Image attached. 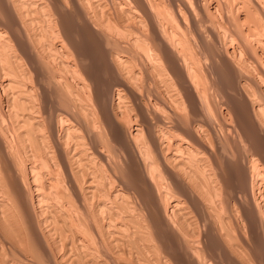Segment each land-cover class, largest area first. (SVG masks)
<instances>
[{"label":"bare ground","instance_id":"1","mask_svg":"<svg viewBox=\"0 0 264 264\" xmlns=\"http://www.w3.org/2000/svg\"><path fill=\"white\" fill-rule=\"evenodd\" d=\"M49 1L0 0V12L2 16H4V21L0 19L2 21H0V43L2 42L5 47L9 48V46H12L9 40L15 41V45L13 46L19 50L22 46H28L31 42L34 44L35 39L36 45L39 44L41 38L42 41H47L48 39L50 41L57 38L64 39L65 36L63 37L60 33L61 30L65 33L66 37L70 39L71 31L69 30L70 32H67L69 29L67 26L74 27L75 25L81 28L84 33L87 32L85 34L92 33V35L95 34L100 37L94 41L92 46L107 49L105 51L108 54L107 61L109 69L112 72L119 70L117 73H121V70L127 71H123V74L121 73L122 77L118 78L117 89L111 85L113 90H109L108 92L103 90L101 92V89L98 90L100 88L98 87L99 83L96 82V89L94 88V91H92L89 96L86 95V101H89L87 104L93 103V107H95L94 102H97L96 108L98 110L100 109L103 115V120L100 121V124L104 126L105 132L109 133L110 137L108 138H110L114 147H116L115 142L117 146L119 143L128 146V155L125 153V155L128 156L125 157L127 160L125 163H121L127 176L125 178H127L128 181L121 183V188L112 186V189L109 190L108 186L115 183L112 181V178L110 179L108 175L103 173V170H106L102 167L106 161L107 153L100 148H96L93 152L89 151L90 146L88 147L85 145L87 144L85 143L87 139H85L86 141L84 140L83 131L80 132L79 127L71 120L72 118L70 119L64 113L60 112V110L48 111L49 108L47 109V105L46 108L43 106L45 110H43L44 108L42 111L41 108L39 110V106L37 105L38 99L34 92L36 88L28 85V83L26 84V82L23 83L25 79L22 80L21 76L24 77L22 74L25 73L21 74V71L18 70V68L23 65H20L21 59H18V53H15V60H11L12 57H9L10 62L7 59L5 60V58L4 61L2 60V64L7 61L8 64L12 63V65L10 64L11 67L10 65L8 67L3 65H1L2 67L0 66V69H2L0 71H3L5 76L4 78L2 75L4 78L1 82L2 89L6 90L8 88L9 91V88H13L11 94H7L8 96L6 97L8 106L5 105L9 108H6L4 111L0 110V184L2 181L4 183V185L3 183L0 185V214L3 212L2 214H4V216L1 214L0 217H2L1 220L3 219L4 224L5 220L7 222L6 224L9 225L8 228V225L1 224L4 226V230L7 226V232L11 231L14 233V231H16L18 233V229L16 230L15 228L14 230V227L16 224L20 223H16V218L19 217L18 213L21 212L24 216L23 219L28 223V229L30 231L26 232V230H24V232L28 234V237L29 233L33 236V242L29 245H33V249L39 256L44 259H50L52 264L65 263L66 261L64 259L67 255L70 256L71 260V256H73L74 250H77L76 246H78L79 243L86 248V255H84V257H89V251V256H87V250L91 246H89V244L95 243V241L98 242V240L99 242L101 240L103 242L105 240L107 241L104 243L100 242L101 244H108L111 242V245L114 244L116 248L121 247V250L130 243L131 245L133 243L137 246L136 254L130 250L131 247L130 249L127 247L133 253L130 252L132 254L130 255L131 263L127 259V253L124 250L126 259L125 257H123V259L126 261L123 259L121 260V258L116 261V258H113V260L115 259L116 261L114 264H160V261L163 262L162 258L168 259L164 261H169V264H186L182 258L184 256H191L190 258L193 259V261L195 259V262L199 260V264H208L206 262L202 263L200 259L197 258L199 256L198 251L200 249L206 250L202 248L200 244L213 240L209 241L211 235L203 238L202 235L204 233H200L196 236V231L198 233L201 231L200 228L203 226L202 222L204 219L213 220L212 222L215 223V221H217L216 218H218V222L221 221L222 224L229 229L227 231L229 232L228 237H230L231 239H229L234 243L236 242L234 240H237L235 239L236 237L241 238L238 234L239 232L240 235L243 234L242 237L245 239L249 238L251 243L249 245L246 239L244 240L245 246L249 245L248 249H251L250 251H252L253 256L260 261H256L254 257L250 258L253 259V261L260 262V264H264V239H262L263 235L261 234V237L259 234L260 232H257L258 228H255L257 224L260 225V222H264V5H261L259 0H224V2L221 1L223 3L216 0L212 6L209 4L210 0ZM262 1L264 2V0ZM210 8H213L214 11H220V13L217 12L219 15L216 14L218 15L217 18L212 15ZM54 16L57 17L56 22ZM57 27L61 30L58 31ZM62 28H66L67 31L64 32ZM112 30H115L118 35L119 33L120 35L121 33L123 34L125 30H132L134 33H137L138 36L131 38L128 42L132 49H135V52H137L135 56H131L130 54L126 55L124 52V54H122L120 52L122 50L119 49V51L117 47V50L106 47L108 39L104 38V32L107 33L106 36L110 37L113 32ZM115 31L113 32L114 34ZM7 33L13 38L10 37V35L8 36ZM17 34H21V36L26 34L29 42L28 40L23 41V39H20ZM38 34L39 36L41 35L39 39L36 37ZM37 39L39 40L38 42ZM63 39L60 41H62V44L66 45L69 39L66 38L67 41ZM71 41H74V38ZM50 42H47V47L51 50L58 51V47H55V42ZM40 45L41 44L37 47L40 48ZM43 45L42 48H44ZM22 48L21 51H23ZM4 51L5 49L3 52ZM24 51L26 52L27 50L25 49ZM52 52L53 51H51V54L54 53ZM3 54L5 53L0 55L2 56ZM27 55L25 56L28 57ZM23 56L21 55V57ZM29 58H31L30 55L28 59ZM61 58H63V55ZM1 59H3V56ZM136 60L146 64V77L153 80V82H157L155 81L156 77L159 79V83L166 89L165 92L169 93L168 102L160 99V96L158 99L155 96L156 99L151 104V109L145 105V101H143L144 103L141 101L142 95L139 93L140 91L137 87L138 83L136 84V82L139 79V75H142L145 71L136 70ZM15 62L17 64H15ZM65 63L66 62H63V65H65ZM216 65L222 68V74L220 73L221 76L217 75L219 73H216V75L220 77L217 78L218 80H215V74H212L216 70L215 68L219 69L215 67ZM60 66L62 65L60 64ZM67 66H69L68 68H72V65L67 64ZM83 66L85 67V64ZM74 70L76 69H73V73ZM124 72L128 73V77L123 76ZM30 76H32V74ZM25 78L27 77L25 76ZM59 81L63 83L61 82L62 80H58V82ZM85 86H79L82 88H79V90H81L80 92L83 91ZM77 87L76 85V90H78ZM37 88L39 89L40 87ZM154 88L156 89L155 86ZM213 88L216 90L221 89L222 94L219 93L220 90L218 92L219 95H223V100L220 99V101L223 102H221L220 105L226 108L225 111H223V109L221 112L218 110L220 112L218 113L219 117L215 114L217 108L213 106V108L216 109H212L210 92H212ZM42 89L43 87H41V90ZM68 91V98H73L75 95L77 96V94L74 95L73 92L71 93V90L68 89ZM47 93L49 95L50 92ZM218 93L214 92L216 95ZM234 93L238 94L241 99L236 97ZM71 94L73 95L71 96ZM48 95L45 96L47 100H49ZM52 96L54 95L52 94ZM232 96L239 100H236V98L234 99ZM80 97L84 98V94L79 96V98L75 97L74 102H76V99L79 100ZM127 97H132L134 99V102L138 105L137 108H139L138 112L142 116V123L137 122L138 124L135 127L129 126L127 118L124 120V118L121 117V114L125 108L127 109V105H129H126ZM51 99L50 96V100ZM83 101H79L78 110L82 113L81 116L84 115L87 125L99 134L97 135L99 137L100 133H102V131L99 130L100 125L98 123L96 124L92 116L90 117L93 111L91 109L92 106L88 107V105L85 104L86 101ZM46 102L48 103L49 101ZM51 102L52 100L50 103ZM214 103L218 104L219 102ZM117 105L118 108L123 107L124 109L120 108V113L112 112V114L111 110ZM242 107H246L247 110ZM179 110H183V112L187 113V117L184 118L183 121L178 119ZM212 110H214V113H212ZM152 115H154L157 120V126L152 125L150 121ZM214 115L217 116L216 122L219 120L222 121L224 124L223 127L225 128L224 130H226L227 136L224 135L227 138L229 147V152H226L228 154H226V157L222 155V151H220L222 148H219V144L214 146L212 142L214 139L211 140L212 134H210L211 138L207 134L208 130H211L215 126L214 124L216 122ZM51 116L54 120L48 125L45 119L48 118L49 120ZM128 119H130V117ZM234 121H236L235 124L233 123ZM240 121L241 124H237V122ZM213 122L215 123L213 124ZM60 125L65 126V129H63L70 142L67 141V148L64 144L57 152L54 150L56 148H53L54 152H49L47 142L48 139H50V135H48V131L51 129L53 131ZM107 129L110 132H107ZM29 135H32V137ZM64 137L60 138L62 139ZM30 138H33L31 143L34 141L35 145L41 148V152H39L40 150L37 151V153L29 151L32 149V146L30 145L29 149V144L27 143V146L25 143L27 139L31 140ZM55 139L56 138H53L52 140ZM57 139L59 140L58 137ZM224 141H226V139ZM68 142L71 144V147H74V152L71 150L73 154L69 152L70 144H68ZM116 149H118V147ZM213 154H215L216 158L218 156L219 159L217 158V160H215L216 158H213ZM10 157L15 158V160H13L18 164H16V169ZM134 159L136 161H134ZM23 160H28V166L24 165L25 163L23 164ZM46 160L58 161L53 164L56 165L58 163V166H54L51 170L49 169V173H47L48 168H45L47 165L45 164L47 162ZM50 163L51 162H49V164ZM19 170L21 172L30 173L28 174L30 180L26 181L27 184L24 182L22 176L24 172L21 174ZM107 171L108 169L106 172ZM64 175L66 176L64 177ZM31 184L33 187L31 186L30 189ZM10 198H13L16 204H18L20 209H17V211L19 210L18 213L15 210L16 205L14 209H11L12 206L10 204L11 202L13 203V200L10 202ZM128 198L130 201H128ZM125 199H128V203L123 202ZM132 199L134 201H132ZM116 204H120L122 207L121 211H123V209L125 211L127 210L129 215L123 214L119 208V211L116 210ZM12 210H15L13 212H16L18 217ZM6 211L8 212V214L6 213L7 215L5 214ZM98 212L101 214L105 213L107 216L101 215L103 217L102 219L101 216L98 215ZM225 212H227V214ZM12 213L14 215H12ZM137 214L139 216L141 214L143 218L141 219V216L137 218ZM37 216H43L45 218L42 217L38 219L39 222H37V227H33L32 218ZM98 216L101 219H99V222L101 221L100 223L97 220L99 218ZM20 217H22L21 214ZM130 221H132L133 225ZM46 224L50 227L49 229L43 228L42 225L46 227ZM130 224L134 231H131ZM215 225L212 223L211 227L215 226L216 229L221 227V224L219 227L217 224ZM23 226L25 228L26 224H22V227ZM222 227L224 226L222 225ZM212 230L213 229H211V231ZM218 230L215 232L220 231ZM237 230L240 231L237 232ZM222 231L219 232L216 237L221 239V241L225 236L224 233L226 230L224 233ZM4 232L5 231H3V233ZM11 232H9V237L6 232V235H4L7 237L6 241L9 242L11 237L15 238L16 248L17 245H19L20 248L21 246L24 247L26 244L24 245L23 243L30 241V238L29 240L27 239V241H24V238L22 242L19 237L16 238V233L14 237ZM20 232L22 233L23 231ZM53 233L57 235V237H55L54 240L51 236L50 237L57 251L55 249H49L46 244L44 245L43 243L44 238L46 236L48 237L50 234L54 236ZM136 233H140L141 235L136 236ZM22 234L19 236H23ZM0 237L3 236L0 235ZM225 237L224 239L226 240ZM232 237H235L234 240ZM144 238L145 245H143L144 241H141ZM207 238L208 241L206 242L205 239L207 240ZM212 238H214V243L216 239L215 237ZM146 239L156 242L155 246L158 248H153H156L158 250L156 252L158 253H154L153 256L155 260H157L155 258L157 254L159 255V259L162 256L160 261L157 260L154 262V260L152 259V261L149 257L145 259L150 252L149 245L152 243L150 241L148 243ZM177 240H180V243L183 241L187 243L186 247L183 245L186 248V250L184 249L185 251L183 250L184 252L178 251L180 246L178 247L179 242ZM230 240H228V242ZM13 241L11 239V242ZM219 241H216V243H219ZM239 241H243V239L241 238ZM19 242H22V245H20L21 243ZM146 242L148 246H146ZM189 242L191 244H189ZM228 242L226 243L229 244ZM240 243L238 245H240ZM11 244L13 245L14 243ZM101 244L98 246H101ZM209 244L211 248H205H209L210 250L213 247L211 246V242ZM231 244H229V246ZM233 244V247H231L234 249L236 248L234 245L236 246L237 242ZM114 245L113 247H115ZM207 245L208 244H206V246ZM3 246L4 245H2V247ZM30 246L28 247L30 248ZM241 246L242 247L236 248L237 250L235 251L238 257L240 256V251L243 253L246 249L243 245ZM28 247L26 250L27 253H23V255L28 254V250H32V247L30 249ZM64 247L67 250L66 253L62 252L64 251ZM79 247L80 249L82 248L81 246ZM96 247L97 245L93 248V251ZM108 247L110 248V246ZM226 247H228V245ZM226 247L225 249H227ZM3 248L0 249L3 254L2 256H4L5 253L3 250L7 249ZM20 248L17 249L20 250ZM99 248L100 247H97V250L102 253L105 247H101V251ZM150 248H152V246ZM220 248L222 249V246ZM220 248L218 250H220ZM240 248H244V250L242 251ZM58 249H60L61 252H58ZM80 249L79 251L85 253ZM136 249L134 251H136ZM225 249L222 252L225 256L232 254L230 252L233 249H228L230 252ZM12 250L13 253L15 251L13 247ZM21 250L24 252L23 248ZM113 250L111 253L109 252L110 250H108L110 256ZM209 250H207V252ZM212 250L214 252L217 249L215 247V250L214 248ZM153 251L150 252V255L151 253L153 254ZM250 251L247 252L246 249L245 253H248L250 256L252 255ZM22 252L20 251V253ZM120 252L118 254H120ZM203 252L205 253V251ZM235 252H233V254H235ZM12 253L10 251V255ZM96 253L99 254L98 252ZM200 253L201 252H199V254ZM210 253L213 254L211 251ZM242 253H240L241 256ZM245 253L243 254L244 257L247 255H245ZM19 254H16V256ZM31 254L32 253H30V255ZM115 254L118 255L117 253ZM115 254H113V256ZM91 255L94 256V253H91ZM110 256L109 258L112 261V256ZM144 256L146 257L142 258ZM75 257L77 258L78 255H75ZM80 257H78L77 260ZM231 257L228 256V261H230ZM211 258H213V256ZM242 258L238 259L239 262H242V260L246 262V259ZM93 259L95 261L98 258ZM143 259L144 261L146 260V263L142 262ZM29 260L28 262L26 261V264H34V259H32V261L31 259ZM73 260L76 261L75 259ZM73 260L70 261L69 264H71V262L73 263ZM235 260H237V257ZM111 261L110 264H113ZM204 261L206 260L204 259ZM96 262H94V264ZM189 263L191 264L192 262ZM235 263L236 262L233 264Z\"/></svg>","mask_w":264,"mask_h":264},{"label":"rangeland","instance_id":"2","mask_svg":"<svg viewBox=\"0 0 264 264\" xmlns=\"http://www.w3.org/2000/svg\"><path fill=\"white\" fill-rule=\"evenodd\" d=\"M46 2L47 1H49V0H45ZM213 1V2H212ZM220 1V3H223L224 2V0H219ZM221 1H223V2H221ZM262 0H259V2L261 3V5L263 4L264 5V2L262 1ZM50 2V1H49ZM216 2V0H210L209 1V4H210V6H212L214 3ZM194 8H195V6H194ZM210 11H212L211 13H212V15L213 16H216V18H217V16L219 15L217 12H219L220 13V11L219 10H215L216 11V13H215V11L213 10V8H210ZM216 14H218V15H216ZM55 17V18H54ZM53 18H54V20H55V22L57 21V17L56 16H54ZM0 19L2 20V21H4V16H2V14H1V12H0ZM0 20V21H1ZM1 21V22H2ZM74 26V25H73ZM69 27V29H68V31H67V29L66 28H62L63 29V31L65 32V31H67V32H70V36H71V38L73 39L74 38V41H71L70 39H69V37H66V35H65V33H63L62 32V30L59 28L58 29V27H57V30L58 31H60L61 30V34L63 35V37H64V39L63 38H61V39H63L64 41H67L66 40V38H68L69 39V41H67V43H66V45H64V44H62V41H60L61 39L60 38H57V39H52V40H50L51 42H55V47L58 49V51H54V50H51V49H49V47H47V45H48V43L50 42L49 41V39L46 41V40H44V41H42L41 39V35L39 36V34H38V36H36L38 39L39 38H41L40 39V41L37 39V42L39 41V44H41L40 45V48H38L39 47V44H35L36 43V39L34 40V44H32L33 42H31L30 44H28V46H22V47H24V48H22L23 49V51H21V48L18 50L17 48H15V46H13V45H15V41L13 42V41H11V40H9L10 42V45H12V46H9V48L8 47H5L4 45H3V43L1 42L0 43V50L1 49H5V51L3 52V50H1L0 51V54H2V53H5V54H3L2 56H3V59H1V57H0V59H1V63H0V66L1 65H3V66H9L10 64L12 65V63H9L8 64V61L7 62H3L4 64H2V60L4 61V58H5V60L7 59V60H9V62H10V59H9V57H12V59L11 60H15V56H16V54H17V58L18 59H21L19 62H20V65H23V66H18L19 68H21V69H19L18 68V70H20L21 72V74L22 73H25V74H22V75H24V77L23 76H21L22 77V80L23 79H25L24 81H23V83L24 82H26V84L28 83V85H30V86H34V88H36V91L34 90V92H35V94H36V96H37V105L39 106V110H40V108H41V111H42V109L44 108L43 106H45V108H46V105H47V109H48V111H50V110H60V112H62V113H64L67 117H69L72 121H74V123L76 124V126L77 127H79V129H80V132H82V134H83V136H84V140L85 139H87V141L85 142V143H87V144H85V145H87L88 147H89V151H94V150H96V148L98 149V148H100L102 151H104L105 153H107V158H106V161H105V163H104V165H103V169H108V171L106 172V170H103L104 172V174H106V175H108V177L111 179L112 178V181L115 183V184H112L111 186L109 185L108 187H109V190L110 189H112L111 187L113 186V187H116V188H121V183H125L126 181H128V179L127 178H125V177H127L126 176V173L124 172V170H123V166H122V164L121 163H125L126 162V156L128 155V153H127V148H128V146H125V144H121V143H119V145L117 146V144H116V142H115V145H116V147H114V145L111 143V141H110V138H108V137H110L109 136V133H106L105 132V130H104V126H102V124H100V121L101 120H103V115H102V111L99 109H97L96 107H97V102H94V104H95V107H93L92 105H93V103L91 104V103H89V104H87L89 101L87 100L86 101V95H90V93L92 92V91H94V88L96 89V82H98L99 83V86L98 87H100L98 90H100L101 92L103 91V90H106L107 92L110 90H113V88L112 87H114V88H118V86H117V84H118V78L119 77H122L121 75L123 74V71H127V70H121L122 72V74L121 73H117V72H119V70H116L115 72H112L110 69H109V65H108V54H107V52L105 51V50H107L106 48H102L101 49V47L99 48V47H97V46H92L93 45V43H94V41L95 40H97V39H99L100 37L99 36H96L95 34H93L92 35V33H88V34H85V33H87V32H85L84 33V31L83 30H81V28H78V27H76V25L74 26V27H70V26H67V28ZM65 29V30H64ZM74 31H73V30ZM77 29V30H76ZM81 31H80V30ZM70 30V31H69ZM76 30V31H75ZM79 30V31H78ZM113 32L115 31V30H112ZM78 34H77V33ZM83 32V33H82ZM112 32V35L109 37V36H106L107 35V33L106 32H104V38H106V39H108V41H107V43H106V47H108V48H112V49H116L117 50V48H118V50L120 49V50H122V51H120L122 54H126V55H131V56H135L136 55V53L137 52H135V49H132V47H131V45L128 43L130 40H131V38H134V37H136V36H138L137 35V33H134L132 30L131 31H124V33L122 34L121 33V35H122V37H121V35H120V33H119V35H118V33H116V31H115V34ZM133 32V33H132ZM74 33V34H73ZM82 33V34H81ZM101 33V32H100ZM41 34V33H40ZM60 34V35H61ZM103 34V33H102ZM7 35L9 36L10 34L9 33H7ZM19 35V36H18ZM61 35V36H62ZM99 35H101V34H99ZM114 35H115V37H114ZM125 35V36H124ZM17 36L20 38V39H23V41H27L28 40V36L25 34V35H23V36H21V34H17ZM74 36V37H73ZM80 36V37H79ZM103 36V35H102ZM10 37H12L11 35H10ZM13 38V37H12ZM35 38V37H34ZM123 38V39H122ZM110 39H112V40H110ZM56 40V41H55ZM125 40V41H124ZM127 40V41H126ZM114 43H113V42ZM123 41V42H122ZM13 42V43H12ZM28 42H29V40H28ZM41 42V43H40ZM44 43V45H43V43ZM50 42V43H51ZM113 44H112V43ZM118 42V43H117ZM123 44V45H122ZM125 44V45H124ZM42 45L44 46V48H42ZM46 45V46H45ZM88 45V46H87ZM38 46V47H37ZM65 46V47H64ZM120 46V47H119ZM25 47H27V48H25ZM46 47V48H45ZM75 47V48H74ZM115 47V48H114ZM117 47V48H116ZM15 48V49H14ZM10 49V50H9ZM12 49V50H11ZM27 50L26 52H27V54H29L30 56H31V58H29L28 59V57H29V55H27L26 54V52L24 51V50ZM28 49H29V51H28ZM43 49V50H42ZM46 49V50H45ZM98 49V50H97ZM9 50V51H8ZM37 50V51H36ZM45 50V51H44ZM49 50V51H48ZM97 50V51H96ZM104 50V51H103ZM109 50V49H108ZM39 51H42V52H39ZM51 51H53L52 53L54 54V56H53V54H51ZM134 51V52H133ZM2 52V53H1ZM20 52V53H19ZM25 52V53H24ZM30 52V53H29ZM45 52V53H44ZM55 52H57V53H55ZM104 54H103V53ZM124 52V53H123ZM16 53V54H15ZM23 53H24V56H23ZM42 53H43V55H42ZM63 53V54H62ZM133 53H135V54H133ZM10 54V55H9ZM38 54V55H37ZM41 54V55H40ZM50 54H51V56H50ZM57 54V55H56ZM63 55V58H61V56ZM103 54V55H102ZM5 55V56H4ZM21 55L23 56V57H21ZM25 55H27L28 57H26ZM37 56V57H35V56ZM85 55V56H84ZM53 56V57H52ZM56 56H58V57H56ZM80 56V57H79ZM84 56V57H83ZM6 57H8V58H6ZM21 57V58H20ZM40 57V58H39ZM83 57V58H82ZM55 58H56V60H55ZM36 59V60H35ZM53 59H54V62H53ZM63 59V60H62ZM133 59V58H132ZM30 60V61H29ZM37 60H38V63H37ZM51 60V61H50ZM134 60V59H133ZM33 61V62H32ZM12 62V61H11ZM63 62H66L65 63V65L67 66V64L68 65H72V68L73 69H76V70H74V73H73V69L72 68H68L69 66H65V65H63ZM26 63V64H25ZM28 63V64H27ZM136 65L134 64V63H132L133 65H135V68H136V70H138V71H145L144 73H142V75L140 74L139 75V79L137 80V82H136V84L138 83V90L140 91L139 93H141L140 95H142L141 96V98H142V102L143 101H145L146 103H145V105L147 106V107H149V108H151L152 109V103L154 102V100L156 99V97H157V99L158 98H160V99H162L163 101H166V102H168V96H169V93L168 92H165L166 91V89H165V87L163 86V85H161V83H159V79L156 77V80L155 81H157V82H153V80H150L148 77H146L145 75H146V68H145V66H146V64L144 63V62H141V61H139L138 62V60H136ZM6 64V65H5ZM8 64V65H7ZM15 64H17L16 62H15ZM15 64H13V65H15ZM36 64V65H35ZM55 64V65H54ZM60 64L62 65V66H60ZM82 64V65H81ZM85 64V67L83 66ZM11 65H10V67H11ZM54 65V66H53ZM88 65V66H87ZM30 66H31V68H30ZM61 68H60V67ZM77 66H78V69H77ZM82 68H81V67ZM2 67V66H1ZM0 67V68H1ZM29 67V68H28ZM215 67H218L219 69H217V68H215L216 70L212 73L213 75H214V79L215 80H218L217 78L219 77V76H217V75H220V73L222 74V68L220 67V66H218V65H216ZM64 68V69H63ZM58 69V70H57ZM70 69H72V70H70ZM83 69V70H82ZM221 69V70H220ZM0 70H2V69H0ZM25 70V71H24ZM31 70V71H30ZM24 71V72H23ZM72 71V72H71ZM36 72V73H35ZM39 72V73H38ZM42 72H43V74H42ZM60 72H61V74H60ZM55 73V74H54ZM216 73H219V74H217L216 75ZM32 74V76H30ZM37 74V75H36ZM38 74H40V75H38ZM126 74V75H125ZM2 75L4 76V74H3V71H0V76H1V78H0V110H2V111H4V110H6V108H7V102H6V97L8 96L7 94H11V92L13 91V88L11 89V88H9V91H8V88L4 91L3 89H2V87H1V82H2V80L5 78V76H4V78L2 77ZM64 75V76H63ZM120 75V76H119ZM25 76L27 77V78H25ZM41 76V77H40ZM123 76H125V77H128V73L127 72H124V75ZM221 76V75H220ZM35 77V78H34ZM36 77H39V78H36ZM84 77H85V79H84ZM91 79H90V78ZM30 80H29V79ZM33 78H34V80H33ZM63 78V79H62ZM220 78V77H219ZM222 78V77H221ZM26 79H28V80H26ZM36 79H37V81H36ZM85 81H84V80ZM53 80V81H52ZM57 80V81H56ZM58 80H62L61 82H63V83H60V81L58 82ZM82 80V81H81ZM87 80V81H86ZM92 80V81H91ZM150 82H149V81ZM27 81H31L30 83L29 82H27ZM46 81V82H45ZM34 82V83H33ZM55 82H56V84H55ZM81 82H83V83H81ZM215 82V81H214ZM217 82V81H216ZM32 83V84H31ZM97 83V84H98ZM102 83V84H101ZM154 83H155V85H154ZM39 84V85H38ZM58 84V85H57ZM63 84V85H62ZM73 84V85H72ZM80 84V85H79ZM40 85H42V86H40ZM57 85V86H56ZM76 85L78 86L77 87V89L78 90H76ZM82 85H86L84 88H83V91L82 92H80L81 90H79V86H82ZM95 85V86H94ZM111 85H112V87H111ZM109 86V87H108ZM153 86V87H152ZM154 86L156 87V89L154 88ZM225 86V85H224ZM37 87H40L39 89L37 88ZM41 87H43V89L41 90ZM45 87V88H44ZM103 87V88H102ZM71 88V89H70ZM111 88V89H110ZM162 90H160V89ZM163 88V89H162ZM47 91V92H50L49 93V95H48V93L45 91V90ZM66 89V90H65ZM68 89L69 90H71L70 92L72 93L73 92V94L75 95V94H77V96L75 95V97L76 98H79V96H82V94H84V98H82V97H80V99L78 100V99H76V102H74L75 101V97L73 96V98H68V96H67V91H68ZM80 89H82V88H80ZM108 89V90H107ZM157 89H159L158 91H156ZM215 88H213V90H212V92H210L211 94H210V97L212 98L211 100V104H212V109H214L213 108V106H215L216 108V110H215V114H217L218 115V117H219V114L218 113H220L221 112V110L223 109V111H225V107L224 106H221L220 105V103L221 102H223V101H220V99H222L223 97V95H221L222 93V91H221V89H218V90H214ZM137 90V91H138ZM174 90V89H173ZM176 90V89H175ZM219 90H220V92H219ZM160 91H161V93H160ZM177 91V90H176ZM10 92V93H9ZM42 92V93H41ZM54 92V93H53ZM69 92V91H68ZM78 92V93H77ZM162 92H163V94H162ZM214 92H216V93H221L220 95H219V93L217 94L218 95V97H217V95L216 94H214ZM4 93H6V94H4ZM45 93V94H44ZM47 93V94H46ZM157 93V94H156ZM164 93H166V94H164ZM52 94L54 95V96H52ZM56 94V95H55ZM65 94H66V96H65ZM73 94H71V96L73 95ZM79 94V95H78ZM158 94H160V95H158ZM168 94V95H167ZM214 95V97H213V95ZM235 94V93H234ZM234 94H232V95H234ZM44 95V96H43ZM49 96L48 97V99L49 100H47V98L45 97V96ZM70 95V94H69ZM162 95V96H161ZM165 97H164V96ZM167 95V96H166ZM212 95V96H211ZM216 95V96H215ZM50 96H51V100H52V102L53 103H55V100H56V103L55 104H53L52 102L50 103ZM62 96H63V98H62ZM156 96V97H155ZM160 96V97H159ZM220 96V97H219ZM235 96L236 97H238L239 99H241V97L240 96H238V94H235ZM43 97V98H42ZM55 97V98H54ZM215 97H217V98H215ZM234 99L236 98V97H234V96H232ZM45 98V99H44ZM82 98V99H81ZM238 98H236V100L238 99ZM55 99V100H54ZM60 99V100H59ZM144 99V100H143ZM238 99V100H239ZM73 100V101H72ZM80 100H84L83 102H85V104H87L88 105V107H91V109L93 110L92 111V114L90 115V117L92 116V118L94 119V121L96 122V124L98 123L99 125H100V128H99V130L100 131H102V133H100V136L98 137L97 135H99V134H97L95 131H93V129H91L88 125H87V121L85 120V118H84V115L83 116H81V112H79V110H78V106H79V101ZM126 100H127V102H126V105L127 104H129V105H127L128 107H127V109H129V110H127L126 108H125V110L123 111V113L121 114L122 116L121 117H123L124 118V120H126V118H127V121L129 122V126L131 125V126H136L138 123H142V121H141V119H142V116H141V114L138 112L139 111V108H137L138 107V105H137V103H135L134 102V99L132 98V97H127L126 98ZM223 100V99H222ZM45 101V102H44ZM46 101H49L48 103L46 102ZM59 101V102H58ZM136 101V100H135ZM40 102V103H39ZM61 102V103H60ZM77 102H78V104H77ZM108 102H109V100H108ZM214 102H219L218 104H216V103H214ZM47 103V104H46ZM110 103V102H109ZM144 103V102H143ZM7 106H6V105ZM42 104V105H41ZM44 104V105H43ZM48 104H49V107H48ZM58 104V105H57ZM136 104V105H135ZM132 105V106H131ZM59 106V107H58ZM135 106H136V108H135ZM219 107V109H218V107ZM243 106V105H242ZM57 107V108H56ZM4 108V109H3ZM9 108V107H8ZM7 108V109H8ZM45 108L43 109V110H45ZM96 108V109H95ZM118 105L117 106H115V108H113L112 110H111V113L113 112H117V113H120L119 111H121V110H119L120 108H118ZM123 108V107H122ZM121 108V109H122ZM181 108H183V107H181ZM181 108H180V110H181ZM242 108H246V107H242ZM124 109V108H123ZM132 109V110H131ZM243 109V110H244ZM116 110V111H115ZM118 110V111H117ZM128 112H127V111ZM134 110V111H133ZM179 110V117H178V119L180 120V121H183V119L184 118H186L187 117V113L186 112H183V110L182 111H180ZM214 110H212L213 112L212 113H214ZM220 112H219V111ZM246 110H247V108H246ZM246 110H244V111H246ZM127 112V113H126ZM112 113V114H113ZM129 113V114H128ZM47 114V113H46ZM132 114V115H131ZM137 114H138V116H137ZM189 115V114H188ZM141 116V117H140ZM181 116V117H180ZM80 117V118H79ZM130 117V119H128ZM217 116L216 115H214V118H215V122H216V120H217V118H216ZM181 118V119H180ZM47 119V120H46ZM45 119V122H46V124H50L51 123V121L53 122V120H54V118L51 116V118L48 120V118H46ZM140 119V120H139ZM86 122H85V121ZM137 120H139V121H137ZM151 122H152V125H154V126H157V123H156V118L154 117V115H152V118H151V120H150ZM220 121V120H219ZM217 121L216 123L215 122H213V124L215 125L214 126V128H212L211 130H208V136L211 138V135L210 134H212V138H211V140L212 139H214V140H212V142L214 143V146L216 145H218L219 144V148H222L220 151H222V155H224V157H226L228 154L226 153V152H229L228 151V149H229V147H228V141H227V138H226V136H227V134H226V130H224L225 128L223 127L224 126V124H223V122L222 121ZM138 122V123H137ZM234 124L236 123V121H234L233 122ZM248 123H250V122H248ZM237 124H241V121L240 122H237ZM236 124V125H237ZM219 125V126H218ZM10 126V125H9ZM61 126V125H60ZM57 127V128H55L53 131H52V129L51 130H47L49 133H48V135H50V139H48V142H47V145H48V149H49V152L50 151H52V152H54V150L57 152L58 150H59V148L61 147V146H63L64 144V146H66V148H67V141H69V139H68V137L65 135L66 133H65V131H64V129H65V126H61L62 127V130H61V127ZM99 127V126H98ZM158 127H159V124H158ZM64 128V129H63ZM218 128V129H217ZM223 128V129H222ZM59 130V131H58ZM213 130H214V132H213ZM225 131V133H224V131ZM210 131H212V132H210ZM53 132V133H52ZM107 132H110L108 129H107ZM210 132V133H209ZM218 132V133H217ZM60 133V134H59ZM96 133V134H95ZM102 134V135H101ZM216 134V135H215ZM226 136H225V135ZM229 134V133H228ZM62 135H64V136H62ZM30 136V135H29ZM28 136V137H29ZM30 137H32V135L30 136ZM57 137L59 138V140L57 139ZM60 137H64V138H60ZM86 137V138H85ZM214 137V138H213ZM259 137V136H258ZM53 138H56L55 140H52ZM31 140H29V139H27V141H26V143L25 144H29V149H30V145L32 146L31 148V150H29L30 152H32V153H37V151H39L41 148H39V146L37 145H35V143H34V141L32 142V143H34V144H32L31 143V141L33 140V138H30ZM93 139H94V141H93ZM226 139V141H224ZM30 142H29V141ZM50 140V141H49ZM57 140H58V142H57ZM66 142H65V141ZM71 140V139H70ZM54 141V142H53ZM56 141V142H55ZM63 141V142H62ZM215 141V142H214ZM70 142V141H69ZM68 142V144H70ZM31 143V144H30ZM109 143V144H108ZM28 144H27V146H28ZM57 144V145H56ZM221 144V145H220ZM54 145V146H53ZM122 145H124V146H122ZM50 146H52V147H50ZM57 146V147H56ZM86 146V147H87ZM220 146H223V147H220ZM69 147H70V154H73V152H74V147L72 146L71 147V144L69 145ZM87 147V148H88ZM118 147V149H116ZM142 147H143V144H142ZM34 148V149H33ZM52 148V149H51ZM53 148H56V149H54L53 150ZM72 148V149H71ZM95 148V149H94ZM61 149V148H60ZM33 150H35V151H33ZM73 152H72V151ZM39 152H41V150L39 151ZM38 152V153H39ZM47 153H48V151H47ZM125 153L127 154V155H125ZM227 154V155H226ZM214 155V159L216 158L215 157V154H213ZM217 156V155H216ZM128 157V156H127ZM38 158V157H37ZM217 158L219 159V157L217 156ZM217 158L215 159V160H217ZM10 159L11 160H15V158H11L10 157ZM24 159H26V158H24ZM108 159H110V160H108ZM124 159H125V161H124ZM213 159V160H214ZM13 160V161H14ZM12 161V163H13V166H14V168L16 169V162L14 161L13 162ZM47 161V160H46ZM109 161H110V163H109ZM134 161H136L135 159H134ZM49 162H51L50 164H49ZM54 162V163H53ZM56 162H58V161H56ZM55 161H47L45 164H49L48 166L46 165V169H47V173H49V169L51 170L54 166H58L57 164L56 165H53V164H55L56 163ZM108 162V163H107ZM15 163V164H14ZM25 163V164H24ZM28 160L27 161H25V160H23V164L24 165H26V166H28ZM119 163H120V165H119ZM44 164V165H45ZM52 164V165H51ZM18 165V164H17ZM110 165V166H109ZM52 166V167H51ZM105 166V167H104ZM107 166H109V167H107ZM20 167V166H19ZM49 167H51V168H49ZM20 169V168H19ZM21 170V169H20ZM19 170V171H20ZM111 170V171H110ZM24 172V171H23ZM23 172H21L20 171V173L22 174ZM28 174H30L29 172L27 173V172H24L23 174H22V176H23V179H24V182L26 183V181L28 180H30V176L28 175ZM111 175V176H110ZM28 176V177H27ZM66 175H64V177H65ZM124 176V177H123ZM47 177H48V174H47ZM49 177H50V175H49ZM63 177V178H64ZM67 178V177H66ZM119 179V180H118ZM125 179H127V180H125ZM66 182H67V180H66ZM65 182V183H66ZM2 183H3V181H2ZM1 183V184H2ZM7 183V182H6ZM0 184V185H1ZM27 184V183H26ZM3 185H4V183H3ZM66 185H68V184H66ZM5 186H6V184H5ZM4 186V187H5ZM31 186H32V184L30 185V189H31ZM33 187V186H32ZM31 191V190H30ZM129 199V198H128ZM127 199V200H128ZM10 200V202H11V200H13V203L11 202V209L13 208L14 209V207H15V205H16V212L18 213L19 212V206H18V204H16V201H14V199L13 198H10L9 199ZM126 199H125V201H123V202H125V203H128V201H130V199L127 201ZM132 201H134L133 199H132ZM14 204V205H13ZM116 210H118V208L120 209V211H121V205L120 204H116ZM17 209H19L18 211H17ZM15 210H12V212L13 211H15ZM33 210V209H32ZM119 211V210H118ZM127 211V210H126ZM124 209H123V211H121L123 214L125 213V214H127V215H129L128 214V211L126 212ZM226 211H227V209H226ZM16 212H13L14 214L16 213ZM120 212V213H121ZM3 212H1V214H2ZM8 214V212L6 211L5 212V214ZM12 213V215H14ZM16 213V215H17V217H18V214H19V217L18 218H16L17 219V221H16V223L17 222H20L19 224H16V226L18 227V225H19V227L21 226L22 227V224H26V229L24 228V226L21 228V230H20V228L18 227H14V230H15V228H16V230L18 229V233L16 232V231H14V233L13 232H11V231H9V232H11V234L14 236L15 235V233H16V238H18L19 237V239H21L20 241H22L23 242V240L22 239H24V241H27V239L29 240V238H30V241L28 242H26V243H23L25 246L24 247H22L21 246V248H20V246L19 245H17V248H20V250L19 249H17L16 248V244H15V241L16 240H14L15 238H13V237H11V239H12V241L13 242H11V239H10V242L9 241H6V234L8 233V237H9V232H7L6 231V229H8L9 228V225L8 224H6L7 222L4 220V222H5V224L3 223V219L1 220V218L2 217H0V226H2V227H0V235L1 236H3V237H0V249H2L3 247H5V248H7L6 250H3L4 252V256H2L3 254H2V251L0 250V252H1V255L0 256H2L3 258H4V260H5V262H4V260H3V258L2 257H0V264H2V263H4V264H12V263H16V264H26L28 261H30L29 259H31V261H32V259H34L33 261V263L34 264H52V262H51V260L49 259H44L43 257H41V256H39L37 253H36V251L33 249L34 247H33V245L32 246H30L29 244H31L32 242H33V236L29 233V237H28V234H26L25 232H24V230H26V232H30L29 231V226H28V223H27V221L25 220V219H23L24 218V216H23V214L20 212V213H18L17 214ZM99 213V212H98ZM130 213V212H129ZM140 213V212H139ZM226 214H227V212H225ZM1 214H0V216H1ZM6 214V215H7ZM10 214V213H9ZM20 214H21V216L22 217H20ZM11 215V214H10ZM16 215H15V217H16ZM43 215V214H42ZM45 215V214H44ZM98 215H103V216H107V215H105V213L104 214H101V213H99ZM2 216H4V214H2ZM140 216H141V219L143 218V216L140 214ZM140 216L137 214V218L139 217L140 218ZM43 217V216H42ZM42 217H33L32 218V220H33V222H32V224H33V227H37V222H39V220L38 219H40V218H42ZM99 217V216H98ZM97 217V218H98ZM36 219V221H35V219ZM43 218H45V217H43ZM96 218V219H97ZM101 218L103 219V217L101 216ZM239 218V217H238ZM19 219V220H18ZM21 219H23L22 221H20ZM99 219H100V217L97 219L98 220V222H99ZM217 219V221H215V223L214 222H212V221H210V220H205L204 219V221L202 222L203 223V226L200 228V230L201 231H199V233L196 231V236H198L200 233H204L202 236H203V238L204 237H209L210 235V239H209V241L210 240H213L214 241V238H212V237H215V244L213 243V241H210L211 242V246L214 248V250H215V247H216V249L218 250L221 246H222V249L220 248V250H218V251H220V252H218L217 250H215L214 252H213V248L212 249H210L209 250V248H211V247H209L210 246V242H207L208 241V238H207V240L205 239V241L207 242V243H205V242H203L202 244H203V246H202V244H200V246L202 247V248H204V249H206V250H203V249H200L199 251H198V255L199 256H202V257H199L198 255V259H200V261L203 263H208L209 264V262H210V264H233L234 262H236L237 264H243L245 261L244 260H242V262L240 261L239 262V258L241 259L242 258V256H243V254L245 253V251H246V249H247V252L248 251H250L251 249H248V246L250 245V243H251V241H249V238L247 239L248 241H246L247 243H249V245L248 246H245V241L244 240H246L244 237H242L243 236V234H241L240 235V232L238 233L239 234V236H241V238L243 239V241H244V244H243V241H239V239L241 240V238L239 237V238H235V239H237V240H234V238H233V240L234 241H236L237 242V244H236V246L234 245L235 243L232 241V240H230L231 238L230 237H228L229 236V232H227L229 229H227L226 227H225V225L224 224H222V222L221 221H219L218 222V218H216ZM101 220V219H100ZM220 220V219H219ZM24 221H25V223H24ZM23 222V223H22ZM101 222V221H100ZM99 222V223H100ZM131 222V224H132V221H130ZM213 223V225H215V224H217V226L219 227V225L221 224V227H222V225L225 227H219L218 229L220 230H218V229H216V225L213 227H211V225H212V223ZM217 222V223H216ZM205 223V224H204ZM219 223V224H218ZM1 224H3V225H8V228H7V226L5 227V230H4V226L3 225H1ZM130 224V225H131ZM260 225H261V228H260V225H256L255 226V228H258V230H257V232L261 235H263V237H262V235H261V237H262V239H264V222L263 223H259ZM263 224V225H262ZM47 225V224H46ZM133 225V224H132ZM132 225H131V231H134V229L132 228ZM43 226V228H46V229H49L50 227L47 225L46 227H45V225H42ZM24 228V229H23ZM27 229H28V231H27ZM211 229H213L212 231H211ZM214 229H216V230H214ZM223 231H222V230ZM219 231V232H223L224 233V231H225V238H226V240L224 239V237H223V240L221 241V239H218V238H216L217 236H218V234H219V232H215V231ZM240 230H241V228H240ZM240 230H237V232L238 231H240ZM244 230V229H243ZM3 231H5L6 232V234H5V232L3 233ZM20 231H23L22 233L20 232ZM211 231V232H210ZM3 233V235H2V233ZM38 232V231H37ZM244 232V231H243ZM262 232V233H261ZM19 233H21L23 236H19V235H21V234H19ZM198 233V234H197ZM208 233V234H207ZM217 235H216V234ZM5 234V235H4ZM208 236H207V235ZM215 236H214V235ZM223 234V235H224ZM228 234V235H227ZM53 235H54V233H53ZM137 235H141L140 233H136V236ZM5 236V237H4ZM53 238V240L55 239V237H57V235H54V236H52L51 234L50 235H48V237L46 238H44V240H43V243H44V245L46 244V246L49 248V249H55L56 251H57V249L56 248H54V244L52 243L53 242V240H52V238ZM15 237V236H14ZM228 237V238H227ZM32 238V239H31ZM143 238V237H142ZM230 238V239H229ZM9 239V238H8ZM47 239V240H46ZM110 239V238H109ZM109 239H108V241H109ZM195 239V238H194ZM46 240V241H45ZM50 240V241H49ZM101 240V239H100ZM145 240V238L144 239H142L141 241L143 242ZM220 240V241H219ZM228 240H230L231 241V243L234 245V247H236V248H239V247H242L241 245H243L244 246V248H246L245 250H244V248H240L242 251H243V253L240 251V253H242V256H241V254L239 253V257H238V255H237V252H235L237 249L236 248H232L233 246H232V244L230 243V241L228 242ZM4 241V242H3ZM106 241V240H105ZM104 241V242H105ZM146 241L149 243V241H150V239L149 240H147L146 239ZM178 241V240H177ZM216 241L218 242L219 241V243H216ZM225 242V244H227L226 242H228L229 244H231L230 246H229V244H227L228 245V247H230L231 249H233L232 251L233 252H235V254H233V252L231 251L230 252V250H228V249H230V248H228V247H226L227 245H225L224 244V242ZM238 241H239V243H240V245H238L239 243H238ZM10 244H8V243ZM18 242V241H17ZM22 242H19V243H21L20 245H22ZM101 243H104L102 240L100 241ZM99 242V240H98V242L97 241H95V243L93 244H89V246L91 245H97V247H102V248H104L103 250H104V253H103V250H102V253H100L98 250H97V247L94 249V251H93V248L95 247H89V249H92V250H87V256H89V253H88V251L90 252V256L89 257H84V255H86V248H85V246H83L82 244L80 245V243L78 244V246H76L77 248V250H78V252H77V250H74V254H72L73 256H71V260H70V256L69 255H67L68 256V258H67V256L65 257V263H63V264H69V262L70 261H72L73 259H75L76 261H74L73 260V263L74 264H88L90 261V263L89 264H94V262H96V261H98V262H96L95 264H110V258H109V256H110V253L112 252V250H113V253H112V261H111V263H115L116 261H118V259L120 260V258H121V260L123 259V257H125V259H126V255H127V259L129 260V262L131 263V256L130 255H132L133 253L134 254H136L135 252H137V246L135 245V244H133L132 243V245H133V247H132V245H131V243L128 245V246H126V247H124V249L123 250H121L122 248L121 247H117L116 248V246L115 247H113V245H111L112 243L111 242H109L108 244H101ZM107 242V241H106ZM146 242V246H148V243ZM150 242H152V243H150V245H149V251L150 252H152L153 251V247H156L155 245H156V242L153 240V241H150ZM154 242V243H153ZM179 243H178V247L180 246V248H178L179 250L178 251H180V252H182L184 249L186 250V242H182V243H180L181 241L179 240L178 241ZM223 242V243H222ZM5 243H7V244H5ZM11 243H14L13 245L11 244ZM28 243V244H27ZM50 243V244H49ZM52 243V244H51ZM97 243V244H96ZM101 244V246H98V245H100ZM111 243V244H110ZM185 243V244H184ZM205 243V244H204ZM220 243H221V245H220ZM153 244H154V246H153ZM189 244H191L190 242H189ZM206 244H208L207 246H206ZM214 244V245H213ZM220 246H219V245ZM2 245H4L3 247H2ZM7 247H6V246ZM30 246V248L32 247V250H28L29 251V253L28 254H26L27 255V257H26V255L24 254L23 255V253H27V247L28 246ZM76 245H77V243H76ZM110 246V248L108 247V246ZM136 247H135V246ZM143 245H145V241H144V243H143ZM185 247H184V246ZM247 245V244H246ZM79 246H81L82 248V251L83 252H85V253H82L81 251H79V249H80V247ZM152 246V248H150ZM157 246H158V244H157ZM183 246V247H182ZM218 246V247H217ZM223 246H225L227 249H225V247H223ZM232 246V247H231ZM2 247V248H1ZM8 247H11V248H8ZM12 247H13V249L15 250L14 252H15V254H14V252L12 253ZM26 247V248H25ZM79 247V248H78ZM83 247H84V250H83ZM130 249V247H131V251H133V253L128 249V248ZM134 247H135V249H136V251H134L135 249H134ZM205 247H209V248H205ZM5 248H3V249H5ZM24 249V252H22L23 250H21V249ZM29 248V247H28ZM29 248V249H30ZM99 248V249H100ZM101 248V249H102ZM120 248V249H119ZM156 248H158V247H156ZM155 248V249H156ZM250 248V247H249ZM61 249V248H60ZM60 249H58L59 251L58 252H61L60 251ZM80 249V250H81ZM101 249H100V251H101ZM112 249V250H111ZM154 249V251H153V254L151 253V255L153 256L154 255V253H158V252H156V251H158L157 249L155 250ZM224 249L226 250V251H229L230 253H232V254H230V255H227V256H225L224 255V253H222L223 251H224ZM11 251V255H10V251ZM33 250H34V252H33ZM64 251H62V252H67V250L65 249V247H64V249H63ZM66 250V251H65ZM97 250V251H96ZM108 250H110L109 252H108ZM120 252V254H118L119 252ZM126 251V255H125V251ZM184 250V251H185ZM207 250H209L208 252H207ZM20 251L22 252V253H20ZM31 251V252H30ZM76 251V252H75ZM116 251V252H115ZM183 251V252H184ZM203 251H205V253L203 252ZM210 251L214 254V255H216V256H214L213 254H211L210 253ZM7 252H8V254H7ZM96 252H98L99 254H97ZM105 252H107V253H105ZM132 254H131V253ZM150 252L148 253V256L146 257V256H144V257H142V258H145V259H148V257H149V259L151 258V260L153 259L154 260V262L155 261H157V260H161V258H162V256H161V258L159 259V255L157 254L156 256L158 257H156L155 256V258L157 259V260H155L154 259V256H153V258H152V256L150 255ZM199 252H201L200 254H199ZM204 254H203V253ZM251 253L250 254H252V251H250ZM22 254V255H20V254ZM30 253H32L31 255H30ZM34 253V254H33ZM76 253V254H75ZM78 253V254H77ZM79 253H81V254H79ZM91 253L93 254L94 253V256H92L91 255ZM96 253V254H95ZM115 253H117L118 255H116ZM223 255H222V254ZM16 254H19V255H17L16 256ZM83 254V255H82ZM113 254H115L114 256H113ZM128 254H129V256H128ZM206 254V255H205ZM247 254V255H246ZM8 255H9V257H8ZM32 255H33V257H32ZM75 255L77 256L78 255V257H80V255H81V257L77 260V258L75 257ZM221 255H222V257H221ZM245 255L246 256H248V257H244L243 256V258L244 259H246V262L245 263H247L248 261V263H252V264H260V262H256V261H260V260H257V258H255V256H253V254L252 255H250L249 256V254L248 253H245ZM12 256H13V258L14 259H16V260H14L13 258H12ZM34 256H36V257H34ZM92 256V257H91ZM97 256V257H96ZM108 256V257H107ZM110 256V257H111ZM213 256V258H211ZM225 256V257H224ZM228 256L229 257H233V259H234V257L236 256L237 257V260H235L236 259V257H235V259L233 260L232 259V257H231V259H230V261H228L229 260V258H228ZM8 257V258H7ZM18 257H20V258H18ZM24 257V258H23ZM73 257V258H72ZM75 257V258H74ZM102 259H101V258ZM191 257V256H190ZM190 257H188V256H184V257H182L183 258V260H184V262H186V264L187 263H189V262H192L191 264H196V263H198L199 264V260L198 261H196L195 262V259H194V261H193V259H191ZM214 257H216V258H214ZM226 257H227V261H226ZM250 257H254V259L256 260H254L253 261V259H251ZM2 258V259H1ZM27 258V259H26ZM67 258V259H66ZM88 258H89V260H88ZM92 258V259H91ZM93 258H98L97 260H95L94 261V259ZM113 258H116V261H115V259L113 260ZM141 258V259H142ZM190 258V259H189ZM209 258V259H208ZM222 258V259H221ZM242 258V259H243ZM250 260H249V259ZM6 259H8V260H6ZM38 259V260H37ZM86 259V260H85ZM101 259V260H100ZM125 259H123V260H125ZM204 259L206 260V261H204ZM215 259V260H214ZM3 260V261H2ZM47 260V261H46ZM70 260V261H69ZM83 260H85V261H83ZM128 260H127V262H128ZM152 260V261H153ZM164 260H168V259H166V258H162V261L163 262H159L160 264H169L170 262L169 261H164ZM188 262H187V261ZM190 260V261H189ZM203 260V261H202ZM212 260V261H211ZM232 260V261H231ZM6 261H7V263H6ZM20 261V262H19ZM27 261V262H26ZM39 261V262H38ZM51 262V263H49V262ZM94 261V262H93ZM107 261V262H106ZM126 261V260H125ZM12 262V263H11ZM19 262V263H18ZM24 262V263H23ZM64 262V261H63ZM76 262V263H75ZM82 262V263H81ZM106 262V263H105ZM142 262H145L146 263V260L144 261V259L142 260ZM169 262V263H168ZM194 262V263H193ZM221 262V263H220ZM230 262V263H229ZM72 262H71V264H73ZM235 263V264H236ZM244 263V264H245ZM247 263V264H248ZM54 264V263H53ZM190 264V263H189Z\"/></svg>","mask_w":264,"mask_h":264}]
</instances>
